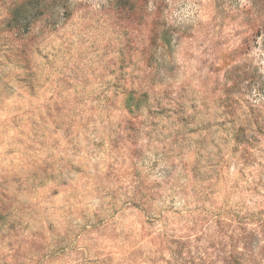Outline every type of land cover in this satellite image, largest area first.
I'll return each instance as SVG.
<instances>
[{
  "label": "rangeland",
  "instance_id": "rangeland-1",
  "mask_svg": "<svg viewBox=\"0 0 264 264\" xmlns=\"http://www.w3.org/2000/svg\"><path fill=\"white\" fill-rule=\"evenodd\" d=\"M0 264H264V0H0Z\"/></svg>",
  "mask_w": 264,
  "mask_h": 264
},
{
  "label": "trees",
  "instance_id": "trees-1",
  "mask_svg": "<svg viewBox=\"0 0 264 264\" xmlns=\"http://www.w3.org/2000/svg\"><path fill=\"white\" fill-rule=\"evenodd\" d=\"M134 100H135L134 95H130L127 98L126 107H128L129 109H131L132 106L138 107L140 102H134Z\"/></svg>",
  "mask_w": 264,
  "mask_h": 264
}]
</instances>
